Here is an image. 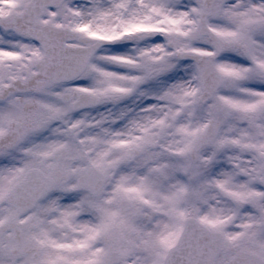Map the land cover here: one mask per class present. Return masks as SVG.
Listing matches in <instances>:
<instances>
[{"label":"snow or ice","instance_id":"snow-or-ice-1","mask_svg":"<svg viewBox=\"0 0 264 264\" xmlns=\"http://www.w3.org/2000/svg\"><path fill=\"white\" fill-rule=\"evenodd\" d=\"M0 264H264V0H0Z\"/></svg>","mask_w":264,"mask_h":264}]
</instances>
